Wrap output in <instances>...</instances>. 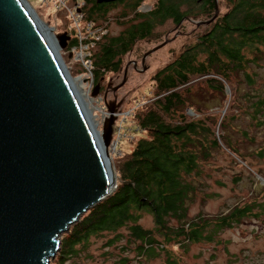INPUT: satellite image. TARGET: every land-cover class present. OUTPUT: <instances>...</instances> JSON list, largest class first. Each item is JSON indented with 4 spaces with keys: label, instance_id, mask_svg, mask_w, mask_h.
Segmentation results:
<instances>
[{
    "label": "trees",
    "instance_id": "obj_1",
    "mask_svg": "<svg viewBox=\"0 0 264 264\" xmlns=\"http://www.w3.org/2000/svg\"><path fill=\"white\" fill-rule=\"evenodd\" d=\"M85 1L87 19L106 27L110 19L105 24L97 21L105 19L116 6H106L99 0ZM151 1V12L146 13L140 8L147 1L138 0L132 5L131 14L125 12L118 18L119 22L131 23L130 26L117 37L106 34L98 44L94 52L97 84L102 86L104 73H119L123 57L131 54L137 43L152 39L158 23L172 19L180 24L186 18L200 16L210 21L216 13V0ZM184 6L186 11L182 12ZM227 6L225 13L220 8L218 17L209 25L211 28L195 44L187 46L152 76L155 94L135 116L141 133L129 158L116 169L117 189L91 209V215L79 223L80 228L71 230L62 241L60 253L65 261L76 259L81 252L79 247L92 236L105 233L114 235V239L107 241V247L126 239L135 246L138 260L163 253L169 256L168 246L213 241L221 229L241 223L251 215L253 206L248 205L217 219L202 216L190 219L189 203L199 188L196 178L203 174L215 150L224 145L241 156L235 148L231 149L230 140L217 134V130L226 128L225 117L204 115L202 109L198 110L201 118L187 114L189 108L198 107L193 101V84L202 81L212 91L219 90L224 95L238 73L251 82L245 71L264 55V0H228ZM254 107V117L261 115L264 97L258 98ZM144 215L152 218L153 228L141 224ZM122 230H126V237L120 233ZM116 264L133 263L129 258H121ZM166 264L178 261L170 258Z\"/></svg>",
    "mask_w": 264,
    "mask_h": 264
},
{
    "label": "water",
    "instance_id": "obj_2",
    "mask_svg": "<svg viewBox=\"0 0 264 264\" xmlns=\"http://www.w3.org/2000/svg\"><path fill=\"white\" fill-rule=\"evenodd\" d=\"M215 9L198 26L218 17V0ZM51 33L66 48L69 37ZM167 44L146 53L143 72ZM58 53L23 0H0V264H50L62 234L117 188L109 147L118 103L108 104L99 141Z\"/></svg>",
    "mask_w": 264,
    "mask_h": 264
},
{
    "label": "rangeland",
    "instance_id": "obj_3",
    "mask_svg": "<svg viewBox=\"0 0 264 264\" xmlns=\"http://www.w3.org/2000/svg\"><path fill=\"white\" fill-rule=\"evenodd\" d=\"M27 1L41 21L53 29L55 35L72 32V29L69 28L71 21L67 20L65 15L67 10H59V2L56 5V2L47 5L43 3V0ZM136 1L128 0L111 9L105 19H98L97 22L100 24H105L109 21L106 19H110L107 23L109 37L119 36L130 26L131 23L119 22L118 18L125 12L131 14L132 5ZM146 1L145 5L147 6L142 7L141 12H145L151 7L148 5L151 0ZM227 1L220 0V8L224 13L228 11ZM74 2L75 0H68V5H73ZM185 8L186 6L183 7L182 12L186 11ZM200 22H207V19L202 16L197 17V19L191 17L179 26L172 19L158 23L152 39L137 43L132 53L123 57V68L119 73L107 72L104 73L103 77L101 76V95L95 98L92 96V100L89 97V106L94 110L93 119L100 120L101 115L96 112L95 107L98 105L97 101L102 100V98V106H98L108 110V104L112 105L113 102H117L118 107L116 109L118 112L130 110L137 103H143L149 100L148 98H153L155 84L152 81V76L179 56L187 46L195 44L198 37L211 28L209 25L198 26ZM66 35L69 37L67 41L71 42L72 35ZM56 41L59 45L60 41L58 39ZM165 41H169V44L146 58L147 70L143 72L141 59L147 52ZM67 46L66 48L59 46L62 58L72 77L80 79L77 77L82 74V69L79 64H75L64 53L65 50L67 51ZM134 62H137L139 69H135ZM126 68H128V82L113 92L112 89L123 82ZM245 73L251 77V82L247 81L245 75L238 73L232 77L231 82H229L230 87L228 86L224 95L219 90L212 91L202 81L193 84L192 88L195 94L193 101L198 107L189 108L187 114L198 119L202 116L198 114V110L202 109L204 115L216 119L225 117L226 128L223 130L218 128L220 130L219 132L217 130V134L224 136L227 141L230 140L231 149H236L241 156L229 148L227 149L224 145L220 150H215V155L209 164L205 165L203 174L196 178L199 188L189 206L190 219L199 216L217 219L229 214L236 208H244L248 205L253 206L250 216L241 223H235L229 228L221 229L213 241L193 242L185 246H168L169 256L163 253L158 257L138 260L133 248L135 246L128 244L126 239L114 242L107 247V241L114 239V235L105 233L92 236L82 248L79 247L81 252L76 259L68 262L62 257L60 246L55 257L51 258L50 264H63L64 261V264H116V261L121 258H129L133 264L141 261L142 264H166L170 258L177 260L178 264H264V112L261 113L263 116L254 117V103L258 98L264 97V55L255 64H251ZM82 78L83 75H81ZM84 83L86 84L85 80ZM85 90L88 91L87 85ZM93 90L90 92V96L93 94ZM107 91L109 93L106 105ZM189 110L194 115H191ZM260 120L262 123L258 122ZM102 127L99 125L98 131H102ZM137 135H139L138 132L135 138ZM134 142L131 143L124 139L120 143L119 151L123 153L122 157L112 156L110 153L113 170L117 174L116 183L119 181L116 169L125 159L129 158L128 156L136 145ZM91 209L83 214L77 223L72 224L69 231L62 234L59 238L61 243L66 239L65 237H69L71 230L80 228L79 223L91 215ZM255 214L257 215L255 216ZM140 222L147 229L153 228L154 222L148 215H144ZM120 233L125 237L127 236L126 230H122Z\"/></svg>",
    "mask_w": 264,
    "mask_h": 264
},
{
    "label": "built area",
    "instance_id": "obj_4",
    "mask_svg": "<svg viewBox=\"0 0 264 264\" xmlns=\"http://www.w3.org/2000/svg\"><path fill=\"white\" fill-rule=\"evenodd\" d=\"M56 2L55 5L59 2V10H67L66 18L71 21L72 32H65L70 34L71 42H68L67 51L64 53L71 58L75 64H79V67L82 69L83 78L80 79L86 88L88 87V96L92 100V94L90 92L92 89H95L97 81L95 78V66H94V52L98 47V44L102 41L106 34H108V27L98 26L94 21H89L87 15L85 14V0H75L73 5H68V0H43V3L50 5V3ZM145 7V6H144ZM143 7V8H144ZM57 30V29H56ZM63 51V50H62ZM62 56V54H61ZM65 62V61H64ZM81 75L77 78H81ZM101 95V94H100ZM143 103H137L136 106L130 108V110L114 113L116 121L113 125V135L110 142L109 152L112 156L122 157L123 153L119 151L120 143L126 139L129 142L133 143L136 138V134L141 133L140 128L135 122L136 114L139 110L143 109L152 98ZM103 98L100 101H97V104L102 106ZM96 106V112L100 113L101 117L99 120V125L102 127L106 120L109 119L110 113L107 108L102 109L100 106ZM191 115H194L191 110H189Z\"/></svg>",
    "mask_w": 264,
    "mask_h": 264
},
{
    "label": "bare ground",
    "instance_id": "obj_5",
    "mask_svg": "<svg viewBox=\"0 0 264 264\" xmlns=\"http://www.w3.org/2000/svg\"><path fill=\"white\" fill-rule=\"evenodd\" d=\"M24 4H26L28 10L33 14V16H35L39 29L41 30L42 34L45 36V38L48 40V42H51L52 45L54 46V48L59 52L58 54H61L58 44L54 41L55 39L52 36V29H50V27L43 21H41V19L36 16L35 11L31 8L32 6L27 3V0H23ZM58 48V49H57ZM61 56V55H60ZM81 79V78H80ZM80 79H70L71 80V84L74 90V93L76 94L77 98L79 99L80 104L83 107L84 112L87 115V119L90 122V124L92 125L93 129H95V131L98 134V139L100 141V139H102V134L98 131L99 128V121L96 119H93L94 117L92 116L94 110L93 108H91L90 105V100H89V96L87 91L85 90L84 87V83L82 81H80ZM115 190V189H114Z\"/></svg>",
    "mask_w": 264,
    "mask_h": 264
},
{
    "label": "flooded vegetation",
    "instance_id": "obj_6",
    "mask_svg": "<svg viewBox=\"0 0 264 264\" xmlns=\"http://www.w3.org/2000/svg\"><path fill=\"white\" fill-rule=\"evenodd\" d=\"M127 1H128V0H117V2H112V3L105 2L104 4H105L106 6L114 5V6L117 7V6H119V5L124 4V3L127 2ZM137 1H138V0H137ZM137 1H136V2H137ZM136 2H135V3H136ZM135 3H134V4H135ZM104 4H102V6H104ZM148 5H149V4H148ZM144 6H147V5H145V3H144V5H143L142 7H144ZM150 6H151V5H150ZM142 7H141V8H142ZM141 8H140V10H141ZM151 9H152V7H150V8H149L148 10H146L145 12H146V13H150V12H151ZM187 20H189V19L186 18V21H187ZM184 21H185V20H184ZM184 21H183V22H184ZM192 23H193V22H192ZM181 24H182V22H180V24L177 23L178 26L181 25ZM143 58H144V57H143ZM143 58L141 59V63L143 62ZM136 63H137V62H136ZM133 64H134V63H133ZM142 66H143V64H142ZM143 67H144V66H143Z\"/></svg>",
    "mask_w": 264,
    "mask_h": 264
}]
</instances>
